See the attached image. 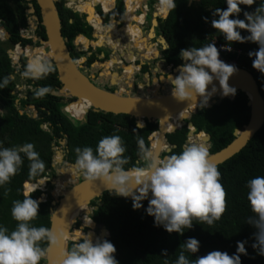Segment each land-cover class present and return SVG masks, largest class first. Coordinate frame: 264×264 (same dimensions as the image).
Here are the masks:
<instances>
[{"label": "trees", "instance_id": "trees-1", "mask_svg": "<svg viewBox=\"0 0 264 264\" xmlns=\"http://www.w3.org/2000/svg\"><path fill=\"white\" fill-rule=\"evenodd\" d=\"M26 1L0 0V16H3L9 23V31L13 34L12 44L32 42V39L22 37L19 32L20 24L27 25L24 10L27 6ZM84 1L85 5L90 8L95 5L93 0ZM96 1H103L104 10L107 12L111 7L108 2L113 0ZM33 2L39 9L36 1L33 0ZM127 2L130 3V0ZM176 2V9L170 11L169 16L161 20L162 32L170 44L164 53L167 63L183 64L179 58L182 49L202 47L210 44L215 37L235 47L242 48L245 52L258 49V45L251 42H227L212 27L213 11L216 8H227L224 0H195L191 5H189L188 0H176ZM59 6L63 10L61 16L64 35L71 34L72 37L81 32L80 18H77L74 23H69V18L75 17V13L61 5ZM257 6L241 5L242 11L239 18L245 19L243 13L245 11L254 12ZM129 9L130 6L128 5V11ZM135 9L131 5L130 11H135ZM38 14L40 15L39 12ZM129 14L127 19L143 23L144 17ZM90 22L96 25L100 24L98 15L94 10L91 12ZM37 34L46 38L43 26H40ZM241 34L249 35L246 30H241ZM84 40L88 41L83 36H79L76 42ZM94 41L95 39L91 41L92 44ZM46 59L48 60L49 57ZM240 60V66L249 69L254 74L264 96V74L252 67L253 61L249 56H242ZM53 69L52 72L42 79L35 80V82L40 87H50L53 92H56L55 88L60 87L61 83L57 77L56 67L53 66ZM12 73L13 68L9 55L5 50L0 49V80L6 76L11 78L9 84L4 89H0V141H4V146L9 148L25 143L33 144L35 151L39 153V158L45 164V170L38 177H30L29 161L23 158V165L17 174L4 188H0V212L3 214L0 219L4 221L0 225L7 227L10 231L16 228L17 222L11 216L13 201L23 200V194L26 191L31 190L32 192L39 189L38 183L40 181L38 183L31 181L44 177L52 169L54 152L51 148V142L53 139L62 138L63 134L68 135L70 149L68 160L71 162L76 160L75 149L77 147H92L95 150L103 137L118 135L126 147L124 155L128 158V163L124 166L125 169L144 166L138 155L137 140L138 138L143 139L145 147L150 149L149 136L157 130V123L147 121L146 127H138L136 119L127 114L115 115L92 110L87 115L81 114L77 109L85 110L87 106L83 108L78 106L76 102L67 106L71 116L64 110L67 103L63 102V97L56 96L53 92L43 97H37L35 92L30 91L28 98L22 100V105L33 103L37 107L44 106L46 109L41 111L45 116L43 119L20 114L16 105L18 94L13 93L16 90V80L11 77ZM247 101L246 94L238 92L235 99L225 98L212 108H203L192 115L190 120L197 130L211 134V153L217 152L232 142L234 130L242 128L244 124L248 123L250 107ZM46 123H50V130H44L41 127L42 124ZM188 132L189 129L186 125L168 135L170 142L178 144L179 152L182 150ZM154 135L158 138L159 133ZM197 137L203 142L207 140L203 133L198 134ZM196 140L198 141V139ZM217 167L220 172V183L225 191L224 214L212 226L200 224L199 221L194 220L193 227L191 229L185 228L183 235L175 232L169 233L162 226L156 227L154 218L146 213L148 200L142 201L143 207L139 210L133 209V199L114 196L110 192H105L100 199L93 200V205L97 204L98 201L102 203L95 211L94 218L109 229L111 236L107 240L115 246L117 251L114 255L119 264H175L181 251H183L184 242L189 238H195L200 242L198 253L185 252L190 261L212 251L226 252L231 256L236 252L237 242L246 241L245 247L248 255L241 256L242 264H264V256L258 255L252 247L255 242L254 233L257 230L246 222L248 217L253 215L247 200L246 184L256 176H264V125L246 147ZM52 175L55 173L52 172ZM24 181L26 182L24 183ZM57 193L60 192L55 191V194ZM48 206L49 203L39 202V214L32 221V226L48 228ZM91 227L93 230L100 229L94 221ZM73 232H77V230H73ZM46 244L47 241H42L40 246L45 247ZM164 250L167 251V256L161 255Z\"/></svg>", "mask_w": 264, "mask_h": 264}, {"label": "clouds", "instance_id": "clouds-1", "mask_svg": "<svg viewBox=\"0 0 264 264\" xmlns=\"http://www.w3.org/2000/svg\"><path fill=\"white\" fill-rule=\"evenodd\" d=\"M191 2L188 0V3ZM224 3L226 9L216 8L213 11L212 27L227 42L257 44L258 50L250 51L248 55L252 58V67L264 74V0H224ZM241 5L258 6L254 12L245 11V19H240ZM159 7L170 12L176 9L177 2L159 0ZM241 30H246L249 35H242ZM179 58L184 62L178 68L179 74L167 75L166 80L171 85L172 97L179 101L200 97L202 100L198 105L203 109L208 107L210 99L217 92L222 97L236 95L237 89L230 86L229 80L238 72V68L220 59V50L215 43L182 49ZM53 70L47 59L35 56L29 59L23 75L39 80ZM10 79L6 76L0 80V89H4ZM214 81L218 82L219 88ZM50 92V87H41L36 89L35 95L43 97ZM137 145L144 165L141 168L125 169L128 163L124 155L126 147L118 135L103 137L95 150L92 147H77L75 167L87 182L104 181L112 195L132 197L134 210L141 209L142 201L148 200L147 215L154 218L156 227L162 226L169 233L183 235L185 228L193 227L194 220L212 226L222 218L225 191L220 183L218 167L211 162L206 146L188 143L179 153L161 159L153 150L145 147L143 139L138 138ZM23 158L29 161L30 177H38L44 172L45 164L33 144L9 148L4 146V141H0V188H4L17 174L23 165ZM40 183L43 185L45 181L41 180ZM246 187L247 200L253 213L246 222L257 230L252 247L258 255L264 256V176L250 179ZM23 195L24 199L13 201L11 208L12 219L17 222L16 228L10 231L0 225V264H40L53 247L65 249L62 264H119L113 243L84 231V228L92 226L93 220L84 219V226L76 232L78 242L66 248L63 233L32 226V221L39 214V202L32 198L31 190ZM42 241H47V247L40 246ZM245 244L246 241H238L236 252L231 256L226 252L212 251L190 261L185 252L198 253L200 242L189 238L184 242L183 251L175 264H242L241 256L248 255ZM167 254L164 250L161 255Z\"/></svg>", "mask_w": 264, "mask_h": 264}, {"label": "flooded vegetation", "instance_id": "flooded-vegetation-1", "mask_svg": "<svg viewBox=\"0 0 264 264\" xmlns=\"http://www.w3.org/2000/svg\"><path fill=\"white\" fill-rule=\"evenodd\" d=\"M93 1L95 2L94 8H95L96 14L102 17L103 22L100 23L102 26H104L102 29L103 30L102 32L104 31L106 32L109 28L113 30L124 28V31L122 32L124 34L126 32V27H127L126 22L131 20V19H127L128 13H130L129 15H133V14L143 15L142 17H144V19H143L142 24L139 22H135L133 20L131 21H133V24L138 25L140 28H142L143 32H146V34L140 39H137V40L132 39L130 46H128V44L126 43L125 37L121 34L120 42L115 48L113 47V44H112V42L113 43L115 42L114 39H111L110 41L107 37H104V38L98 37V36L95 37L97 35V29L95 28L96 24H93L92 22L88 20V18L86 17L87 13L86 15H83L82 12L79 10V4H81V0H58L56 4L59 9V14L62 20L63 35H64V32H63L64 25H63V19L61 16L62 14L61 12H63V10L60 9L61 7L59 5L63 6V8H66L68 10H72L75 13V17L69 18V23H74L77 18H80L81 20L80 21V25L82 27L81 32L77 33L75 36H72V37H71V34L64 35V37L67 38L66 44L69 48L70 54L72 58L78 63L80 70L86 76H88L89 79L94 84L98 85L99 87L110 90V91L120 90L123 92L124 95H127L128 91H130L131 94H132V91L133 92H142L143 90L150 91L152 87L154 89L157 86L160 87L159 89H160V92L162 93L171 91V85L166 81L167 75L176 76L175 74H179L178 70H176V68L179 65H174V63H167L164 53L170 47V44L167 40L169 47H166L164 42L160 39L161 35L165 36V34L162 32V29H161V20L167 18L170 12H167L168 16L164 17L165 16L164 14L166 11L162 13V11H160L161 9L158 8L159 0L158 1L157 0H154V1L153 0H130V4H127V0H113L112 2H108V4H110L111 7L107 12H105L104 10L103 1H99V2H97L96 0H93ZM26 2H27L26 3L27 6L24 8V10H25L26 19H27V25L20 24L19 32L22 37L29 38L25 34H23L22 31L32 28L34 37L29 38V39H32L31 43L23 44L22 42H17V43L12 44L13 34L9 31V23L7 22L6 19H4L3 16H0V35H1L0 36V49L5 50L7 54L9 55L12 68H13V73L11 74V77L16 80V88L18 85L17 83L18 72H20L21 74H24L26 70V65L30 59L27 56L28 54L26 55V52H30L28 47L33 48V46L34 47L42 46V44L40 43V40H35V37L39 39L47 38V36L46 38H42L41 36L37 34V30L40 28V26H43L41 23V14L40 15L38 14V12L40 13V8L37 9V6L33 2V0H27ZM83 2L85 1L83 0ZM30 4H32L33 7L35 8L34 12H29V9L32 7L30 6ZM36 4H37V1H36ZM128 5L130 6V9H131V5L134 6L136 8L135 11L131 12L130 9L128 11ZM82 6H84V8L87 11L88 6L85 4H82ZM155 13L158 14L157 15L158 25H156L154 28L155 36L151 37L150 30L153 26V19H154ZM34 16H38L39 21H37L34 18ZM31 17L34 20L35 26H32L30 23ZM5 30L9 32V35L6 34ZM137 35L140 36L138 32H137ZM79 36H83L88 41L84 40V41L76 42V39ZM94 39H95L94 42L99 44V46H94V44H92L91 41ZM139 40H142V41L139 42ZM14 47H16L17 49L12 51L11 48H14ZM19 47H21L20 50H19ZM156 51H159L158 54H156ZM12 52L16 54L15 57L17 58H14ZM32 52H31V58L38 56L36 55V51L33 53ZM130 73H132V76H129ZM23 79L25 80V84H27L29 87L25 91L24 95L23 96L18 95V99L16 100V105L19 109V113L27 114L28 116H32L34 118L43 119L45 116L41 113V111L46 109L44 106L40 105L39 107H37L33 103L22 105V100L28 98V93L30 91L35 92L36 89L41 88L40 85L36 84L34 79L26 78L24 75H23ZM61 86L62 84L60 85V87L55 88L56 92L52 91L54 95L60 96L58 95V92ZM167 87H168V90H167ZM124 88L126 91H124ZM15 91H13L14 94H15ZM149 93H150L149 95H151V92ZM132 95H135V94H132ZM72 101H75V99L72 97L70 98L63 97V102L67 103L66 106L64 107V110L70 115L71 113L68 111L67 106L71 104ZM32 106L35 107V109L33 108L34 113L30 114L27 111H24L26 107H32ZM189 121L191 120H187L184 126H186ZM42 125H47L48 127L47 130H50V123H46ZM188 129H189V132L187 133V138L185 140V143L182 145V149L188 143L194 142L193 141L194 138L192 137V135H190V128L188 127ZM198 132L199 131L197 130L194 134L197 135ZM200 144L202 145V143ZM206 144L208 145L209 152H210L211 139L208 142H206ZM167 147L171 149L170 152L166 151ZM51 148L54 152L53 158H52L53 159L52 169H50L44 177L38 178L36 181H31L33 183H38L41 180L45 181L42 187L31 192V196L33 199L37 200L38 202L49 203L48 229H50L51 224H52L51 211L52 209L56 208L58 204L57 201H59V199H61V197L63 196L61 193L54 194V188L58 187L57 186L58 184L55 182L56 177L58 176L57 166L66 165V168H65L66 171L67 170L69 171L70 169V166L68 165V163L71 162L68 160V155L70 153V149L68 145V135L63 134L62 138L53 139L51 142ZM172 153H179L178 144L170 142L169 136H168L167 146H165L164 151L161 153L160 157L162 159L166 155H170ZM72 163H75V162H72ZM52 172H54L55 175H52ZM79 172L76 171V174ZM71 176L72 174H70V177ZM83 178L84 177L81 175L80 177H78V180L81 181L83 180ZM26 181H24V183ZM67 182H70L69 187L73 186L74 184V182L71 180ZM66 188L67 187L62 188V190ZM101 204H102L101 201H98L97 204L95 205L91 203L90 206L91 208H93L92 210L94 214H95V211L97 210V209H94V207L97 205L100 207ZM94 214L89 213L88 218L93 220L97 224V227H100V229L97 228L94 230L97 236H100L102 235L103 225L96 221V219L94 218L95 216ZM1 215L3 214L0 212V216ZM77 218L78 219L74 224L73 230H79L84 226L82 221L80 220V217L78 216ZM3 223L4 221L0 219V224H3ZM73 230H72L73 237H71L68 241L69 243L68 248H71V246L74 243L78 242V238L76 237V232H73ZM84 231L86 233L91 232L92 227L84 228ZM45 247H47V244ZM47 262H48L47 259H44V260H41L40 264H47Z\"/></svg>", "mask_w": 264, "mask_h": 264}, {"label": "water", "instance_id": "water-1", "mask_svg": "<svg viewBox=\"0 0 264 264\" xmlns=\"http://www.w3.org/2000/svg\"><path fill=\"white\" fill-rule=\"evenodd\" d=\"M36 1L40 8L41 23L45 28L47 38L39 39L35 37V40H40L42 44L40 47L45 49V52L49 55L48 62L56 67L57 76L62 84L58 95L74 98L75 101L71 103L76 101L87 103L89 106L86 114L90 110L94 112L102 111L104 113H113L115 115L127 114L136 119L137 125L142 124V127L147 126L146 121L157 123L158 128L152 132L149 140L151 143L150 149L160 157L165 146H167L168 135L181 129L186 124V121L191 119L192 115L202 110L198 105L202 98L198 97L192 100L179 101L172 97L171 91L166 93L160 92L159 86L151 90V95H132L130 92L124 95L120 90L110 91L99 87L80 70L78 63L70 54L66 44L67 38L62 33V20L56 4L58 0ZM194 1L192 0L189 5ZM30 6L32 7L29 9V12H34L35 8L33 5L30 4ZM157 15V13L154 14L153 26L150 30L151 37L155 36L154 28L158 25ZM167 16L168 14L164 17ZM34 18L39 21L38 16H34ZM30 23L35 26L31 18ZM6 34L9 35V32L6 31ZM160 39L166 47H169L165 36L161 35ZM158 52L156 51V54ZM179 66L176 70H178ZM236 67L238 68V72L230 78L229 84L237 89V93L244 92L246 94L248 99L247 104L250 107V117L248 123L244 124L242 128H236L234 130V139L232 142L217 152H209L211 162L217 166L232 158L246 147L249 141L264 125V96L260 91L258 81L249 69L239 66ZM214 83L219 88L218 82L214 81ZM225 98L233 100L235 96L222 97L220 92H217L210 99L207 108H212ZM32 108L35 109L34 106ZM187 125L190 128V135H193L197 131V128L192 121H189ZM42 128H44L43 125ZM155 133H159L158 138L154 135ZM200 133L205 134L207 140L204 145L209 150L206 142L211 139V135L204 131L198 132L197 135ZM170 150L167 147L166 151L170 152ZM68 165L75 167V163L72 162H69ZM136 168L138 167L129 169ZM80 176V172L71 176L74 182L71 187H69L70 182L65 181L67 188L61 190L60 193L63 196L57 201L56 208L51 211L52 224L50 230L63 233L66 248L69 246L68 241L70 238L65 237L71 229L73 230L74 224L77 221V217H74V219L71 218L73 213L83 207L87 209H83L81 213H86L88 209L91 213L90 205L92 201L101 198L105 192H109L104 181L89 183L84 178L79 181L78 177ZM126 199H132V197H127ZM98 208V205L94 207V209ZM102 236L103 239H108L111 236L110 231L105 225L102 226ZM64 250L63 247H53L47 254V264H62Z\"/></svg>", "mask_w": 264, "mask_h": 264}, {"label": "rangeland", "instance_id": "rangeland-1", "mask_svg": "<svg viewBox=\"0 0 264 264\" xmlns=\"http://www.w3.org/2000/svg\"><path fill=\"white\" fill-rule=\"evenodd\" d=\"M154 1V0H153ZM153 3V2H152ZM82 4H85V2H83V0H81V4H79V10L82 12V14L83 15H86V13H87V11H86V9L84 8V6H82ZM127 4H130V3H128L127 2ZM135 15V14H134ZM136 15H140V16H143V15H141V14H136ZM31 20L33 21V23H34V20L32 19V17H31ZM149 20H150V18H149ZM35 24V23H34ZM31 25H32V23H31ZM33 26V25H32ZM22 33L23 34H25L27 37H34V34H33V29L32 28H29V29H27V30H23L22 31ZM146 34V32H144V33H142V34H140V37H143L144 35ZM142 40H139V42H141ZM94 44V46H99V44H97L96 42H94L93 43ZM28 47V46H27ZM40 46H37V47H34L33 46V48H30V47H28L29 48V50H30V52H26V55L28 56V58H31V52L33 51V52H35L36 51V55H39L40 56V53H39V49L41 48H39ZM12 49V51L13 50H16L17 48L16 47H14V48H11ZM21 49V47H19V50ZM41 49H43V48H41ZM44 50V52H45V49H43ZM32 52V53H33ZM12 54H13V56H14V58H17V57H15L16 56V54H14L13 52H12ZM49 55H48V53H44V56H43V58L44 59H46L47 57H48ZM175 75H178V74H175ZM17 83H18V85H17V88H16V91H15V94H18L19 96H23L24 95V93H25V91L27 90V88L29 87L27 84H25V80L23 79V74H21L20 72H18V75H17ZM169 86V85H168ZM152 89H153V87H152ZM152 89H150V91H146V90H143L142 92H133L132 91V94H140V95H149L150 93L149 92H151V90ZM167 90H168V87H167ZM124 91H126L125 90V88H124ZM128 92H130V91H128ZM131 93V92H130ZM78 102L76 101V104H77ZM24 111H27L28 113H30V114H32V113H34V109L32 108V107H26L25 109H24ZM84 122V121H83ZM83 122H81V123H83ZM43 127L47 130V125H43ZM192 137L194 138V140H193V138H192V140L193 141H195V142H193L194 144H200L201 142V140L199 139V137H197V135H195V134H193L192 135ZM196 139H198V141H196ZM61 156V155H60ZM66 168V165H62V166H57V173H58V176L56 177V180H55V182L58 184L57 186L58 187H55L54 188V194H55V191H59V192H61V190H62V188H65L66 187V185H65V182L64 181H70L71 179H70V174H72V172L73 173H75L76 174V171L77 172H79V170L78 169H75V171H65L64 172V170H66L65 169ZM64 169V170H63ZM68 179H70V180H68ZM72 181H73V179H72ZM40 187H42V184L39 182L38 183V188H40ZM91 209V213H93L94 214V212H93V208H90ZM84 216H88V214H86V213H80V220L82 221V223H83V225H84V219H83V215ZM95 215V214H94ZM89 221H91V219L89 218ZM91 232H94V230L92 229V231ZM95 233V232H94ZM71 237H73V235L72 234H70V237L69 238H71ZM102 238V237H101ZM77 240V239H76Z\"/></svg>", "mask_w": 264, "mask_h": 264}, {"label": "bare ground", "instance_id": "bare-ground-1", "mask_svg": "<svg viewBox=\"0 0 264 264\" xmlns=\"http://www.w3.org/2000/svg\"><path fill=\"white\" fill-rule=\"evenodd\" d=\"M158 5V4H157ZM159 9H161L160 7H158ZM92 10H94L95 11V8L94 7H87V18H88V20L90 21V16H91V12H92ZM160 11H162V13H164L165 12V10H163V9H161ZM167 12L168 11H166L165 12V14L164 15H166L167 14ZM98 19H99V23H102L103 21H102V17L100 16V15H98ZM127 23V27H126V32L123 34L122 32L124 31V28L123 29H111V28H109L106 32L104 31V32H102L103 30V27L104 26H102L101 24L99 25V24H97L96 26H95V28L97 29V35L95 36V37H102V38H104V37H107L110 41H111V39H114L115 40V42L113 43L112 42V44H113V47H115L116 48V46L119 44V42H120V35L122 34L124 37H125V39H126V43L128 44V46H130V44H131V41H132V39H135V40H137V39H140V38H142V37H140V36H138L137 35V32L139 33V34H141V33H144L143 32V29L142 28H140L138 25H135V24H133V21H131V20H129V21H127L126 22ZM108 28V27H107ZM138 28V29H137ZM105 30V29H104ZM100 32V33H99ZM1 36V35H0ZM152 36V35H151ZM3 38V37H2ZM145 39V38H144ZM39 52H40V56L39 57H41V58H43V56H44V50L43 49H39ZM150 52V51H149ZM49 57V56H48ZM128 75V74H127ZM129 76H132V73H130L129 74ZM128 80V79H127ZM78 106H82L83 108H85L84 106H87V108H88V104L87 103H85V102H83V101H79L78 102ZM87 108L85 109V110H82V109H77L78 111H80V113L81 114H86V112H87ZM169 125V124H168ZM197 141V140H196ZM195 142V141H194ZM201 143H202V145H204L205 144V142H203V141H200ZM204 146H206V145H204ZM162 147H164V145H162ZM75 169H77L76 167H71L70 166V169L69 170H71V171H75ZM66 170H64V172H65ZM72 175H74V173L72 172ZM70 179H71V181H72V177H70ZM70 179H68V180H70ZM83 209H87V208H79V209H77L74 213H73V216L71 217L72 219H74V217H78V216H80V213H81V211H83ZM90 213V210L88 209L87 211H86V214H89ZM89 219L88 218V216H84L83 215V219ZM72 219H71V221H72ZM78 219V218H77ZM70 234H72V229L67 233V235H66V237L65 238H69L70 237ZM94 236H97V235H94ZM99 237H103L102 235H100Z\"/></svg>", "mask_w": 264, "mask_h": 264}, {"label": "built area", "instance_id": "built-area-1", "mask_svg": "<svg viewBox=\"0 0 264 264\" xmlns=\"http://www.w3.org/2000/svg\"><path fill=\"white\" fill-rule=\"evenodd\" d=\"M215 43V46L220 50V59L229 65H235L240 67L242 56H249V52H245L242 48L233 46L232 44L223 42L218 38H213L211 43ZM227 48H231V51H228ZM253 50V51H257Z\"/></svg>", "mask_w": 264, "mask_h": 264}]
</instances>
